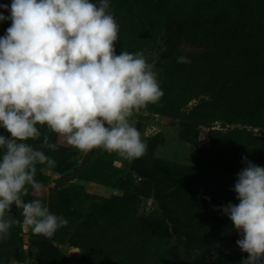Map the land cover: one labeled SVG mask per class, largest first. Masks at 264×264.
Listing matches in <instances>:
<instances>
[{
  "label": "rangeland",
  "instance_id": "obj_1",
  "mask_svg": "<svg viewBox=\"0 0 264 264\" xmlns=\"http://www.w3.org/2000/svg\"><path fill=\"white\" fill-rule=\"evenodd\" d=\"M190 1L143 0L139 10L130 0H119L114 10L127 14L117 20L119 26L136 17L142 32L136 41L126 42L128 32L120 30L115 42L116 53L142 52L149 62H155L160 86L166 73L175 70L177 57L186 55L190 63H183L185 71L174 79L175 84L184 82L192 69L189 66L208 50V46L191 38L192 29L201 25L199 20L195 16L171 13L172 6L179 10ZM10 2L0 0V4L9 6ZM92 2L98 4L99 0ZM217 7L222 11L215 24L224 30L228 25L224 19L227 6L222 1ZM0 12L5 16L10 14L3 8ZM10 26L11 20L0 21V36ZM251 43L254 49L260 50L264 45V29L253 36ZM206 70L201 73L203 80L211 74V70ZM233 81L224 99L219 95H200L175 107L164 102L163 92L158 103L136 113L135 126L147 150L132 161L103 149L81 153L50 131L47 133L50 142L58 145L55 151L40 149L43 136L28 140L27 143L52 157L56 166L42 165L36 170L39 191L30 189L24 200L41 199L50 212L66 218L67 225L50 239L34 235L24 225L22 211L13 205L6 218L14 217L20 223L10 229L9 238L0 240V264H89L82 248L88 247L86 236L92 233L93 224L98 219L121 218L126 208L130 216L124 234L130 250L144 243L145 248L153 247L168 264H209L214 260L211 254L224 257L229 263L241 264L248 254L237 246L236 240L242 237L221 206L239 203L232 189L236 174L246 166L242 157L261 167H264V157L248 150L232 152L213 132L226 135L234 128H246L257 136H264V128L253 125L254 122L264 124V67L247 66ZM211 102L217 106H211ZM204 110L217 112L221 119L203 124ZM41 131H47L46 127ZM0 134L10 135L3 128ZM215 169V178L208 179L206 174ZM228 183L230 191L225 190ZM190 203L195 206L194 210L184 212ZM210 214L219 216L215 229L223 232L224 237L207 230L199 235L187 223L188 218Z\"/></svg>",
  "mask_w": 264,
  "mask_h": 264
},
{
  "label": "clouds",
  "instance_id": "obj_2",
  "mask_svg": "<svg viewBox=\"0 0 264 264\" xmlns=\"http://www.w3.org/2000/svg\"><path fill=\"white\" fill-rule=\"evenodd\" d=\"M0 8L10 13L0 12V21L11 20L0 36V128L10 134H0V240L20 223L6 218L13 205L34 235L50 239L66 218L39 198L24 200L30 189L39 191L37 164L56 166L40 150L58 148L47 133L84 154L103 149L138 159L147 144L134 116L164 93L154 61L142 52L116 53L120 26L109 0H11ZM177 63L190 60L180 55ZM41 136L40 149L27 143ZM242 160L232 189L239 203L221 210L242 237L236 244L248 256L241 264H264V167Z\"/></svg>",
  "mask_w": 264,
  "mask_h": 264
},
{
  "label": "trees",
  "instance_id": "obj_3",
  "mask_svg": "<svg viewBox=\"0 0 264 264\" xmlns=\"http://www.w3.org/2000/svg\"><path fill=\"white\" fill-rule=\"evenodd\" d=\"M222 1L227 6L224 19L228 21V25L224 30L215 24L220 11H222L217 6ZM222 1L191 0L189 4H185L179 10H177V6H172V14L195 16L199 20L201 25L192 29L191 38L199 44L208 46V50L204 56L197 57L189 66L192 67L190 74L186 75V80L181 84H175L174 79H178L185 71L183 63H178L172 73H166L160 86L165 92L164 102L178 107L200 95H219L224 99V93L232 87L233 79L243 73L247 66L253 69L264 67V45L259 48L260 50H257L251 43L253 36L257 35L260 29H264V0ZM118 2L119 0L109 2L116 20L123 19L127 15L114 10ZM130 4L136 5L140 10L143 7V0H130ZM136 20V17H133L125 25L120 26V30L128 32L126 42L136 41L141 35L142 26L138 25ZM205 69L211 70V74L203 80L201 73ZM169 84H175V86L169 87ZM210 105L217 106L215 102H211ZM204 113L203 124L221 119L219 114L213 110H204ZM243 123L244 121L240 122L242 125ZM253 125L256 128H264V124L257 122H254ZM214 133L222 138L220 140L225 142L232 152L248 150L264 157V136H257L246 128H234L226 135L221 132H213V135ZM214 138L217 139L215 136ZM217 162L216 160L215 165ZM41 166V164H37V171ZM171 166L188 168L177 164H171ZM216 174L217 169L206 175L208 179L213 180ZM230 189L231 185L228 183L225 190L230 191ZM194 208L195 206L190 203L186 207L188 210L184 212H191ZM129 216L130 213L126 208L121 218L98 219L93 224L92 233L86 236L88 247L82 248L89 264H168L159 252L153 247L145 248L146 244L144 243L134 246L132 250L127 247L124 231L129 222ZM218 218V215L210 214L204 217L188 218L187 223L197 229L199 235L203 230H207L222 238L225 234L215 229ZM210 256L214 260L209 264H221L215 259H220L225 264H233L226 261L224 257L213 254Z\"/></svg>",
  "mask_w": 264,
  "mask_h": 264
},
{
  "label": "crops",
  "instance_id": "obj_4",
  "mask_svg": "<svg viewBox=\"0 0 264 264\" xmlns=\"http://www.w3.org/2000/svg\"><path fill=\"white\" fill-rule=\"evenodd\" d=\"M10 4H11V2H10Z\"/></svg>",
  "mask_w": 264,
  "mask_h": 264
}]
</instances>
